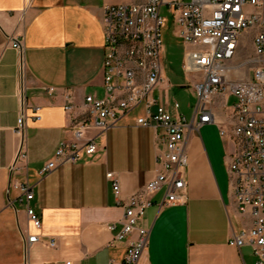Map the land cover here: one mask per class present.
I'll list each match as a JSON object with an SVG mask.
<instances>
[{
	"label": "crops",
	"instance_id": "crops-1",
	"mask_svg": "<svg viewBox=\"0 0 264 264\" xmlns=\"http://www.w3.org/2000/svg\"><path fill=\"white\" fill-rule=\"evenodd\" d=\"M140 1L0 0V264L123 262L127 245L115 235L125 211L107 174L119 181L123 200L154 179L156 154L163 146L157 145L154 129L136 125L142 108L100 135L92 157L43 179L39 171L73 138L65 95L70 92L78 107L88 94L104 96L105 7ZM15 41L22 43L23 53L12 47ZM49 88L55 91L48 93ZM233 103L232 97L216 98L221 120ZM22 114L27 115L28 175L20 178L33 187L31 204L42 220L40 230L25 205L10 202L16 196L9 187ZM203 130H216L217 142L201 138ZM235 151L233 136L222 137L215 124L187 135L186 203L161 209L165 188L154 196L142 222L150 231L149 245L138 264H257L251 247L229 245L234 234L253 225L233 198L227 161ZM32 235L38 242L28 244ZM52 240L56 247L49 246Z\"/></svg>",
	"mask_w": 264,
	"mask_h": 264
},
{
	"label": "built area",
	"instance_id": "built-area-1",
	"mask_svg": "<svg viewBox=\"0 0 264 264\" xmlns=\"http://www.w3.org/2000/svg\"><path fill=\"white\" fill-rule=\"evenodd\" d=\"M165 6L176 36L186 47L184 73L196 76L190 80L197 99L191 120L180 112L179 103L173 107L175 114L167 106L166 94L172 84L165 76L162 59L161 11ZM102 26L104 96L88 94L78 107L70 92L65 95L64 109L73 114V138L59 146L53 159L39 171L40 177L95 155L99 150L97 138L142 108L136 125L154 129L157 145L163 146L156 154L154 179L123 200L119 181L114 173L107 174L125 211L122 227L115 235V241L127 245L121 264H138L149 245L150 231L142 222L154 205V196L165 188L161 209L186 203L187 135L215 124L222 137L231 134L235 140L236 151L227 161L230 185L240 214L253 219L252 227L234 234L229 245L251 247L257 264H264V0H141L108 5ZM247 32L253 34V52L245 61L233 64ZM12 47L23 53L21 42L15 41ZM246 67L251 75L239 76ZM47 91L53 93L55 89ZM217 97L234 98L227 119L219 117ZM26 129L27 115L22 114L15 131L20 144L9 187V194L15 192L16 196L10 202L25 205L31 223L40 230L42 220L31 204L35 200L33 187L28 179L20 178L28 175ZM109 229L115 231L116 227ZM38 239L32 235L26 241L34 244ZM49 246L56 247V242L50 241Z\"/></svg>",
	"mask_w": 264,
	"mask_h": 264
},
{
	"label": "rangeland",
	"instance_id": "rangeland-1",
	"mask_svg": "<svg viewBox=\"0 0 264 264\" xmlns=\"http://www.w3.org/2000/svg\"><path fill=\"white\" fill-rule=\"evenodd\" d=\"M190 0H186L188 2ZM168 7H163L161 17L164 19L163 25V50L162 59L164 63V72L166 78L171 82L172 88L167 91L166 101L170 106L179 103L181 112L191 120L194 113V107L197 99L193 91L191 79L196 76L187 77L183 70L186 47L183 42L176 36V30L173 27L172 17L168 13ZM253 34L245 33L240 41V52L233 64L245 61L253 52ZM250 69L246 67L239 76H248ZM251 75V74H250ZM201 138L216 141L218 133L216 130H203L199 133Z\"/></svg>",
	"mask_w": 264,
	"mask_h": 264
}]
</instances>
